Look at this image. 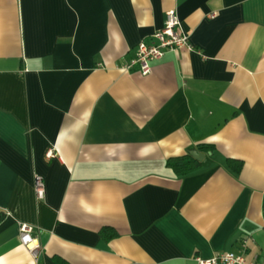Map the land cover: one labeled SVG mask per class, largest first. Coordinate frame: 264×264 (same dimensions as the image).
Instances as JSON below:
<instances>
[{
  "label": "crops",
  "instance_id": "0c3cea01",
  "mask_svg": "<svg viewBox=\"0 0 264 264\" xmlns=\"http://www.w3.org/2000/svg\"><path fill=\"white\" fill-rule=\"evenodd\" d=\"M169 10L192 49L123 69ZM243 239L264 263V0H0V264H197Z\"/></svg>",
  "mask_w": 264,
  "mask_h": 264
},
{
  "label": "built area",
  "instance_id": "2783aa9c",
  "mask_svg": "<svg viewBox=\"0 0 264 264\" xmlns=\"http://www.w3.org/2000/svg\"><path fill=\"white\" fill-rule=\"evenodd\" d=\"M181 47L191 50L192 46L188 42L187 35L181 30L180 22L173 10L165 12L163 26L151 34L149 41H140L137 45L134 58H132L123 69H128L137 65L138 69L146 74L150 70V63L160 59L167 51H176ZM46 158L52 157V149H48L45 153ZM33 189L35 196L40 199L44 196V182L40 175L35 174L33 178ZM33 227L29 224L22 223L19 226L20 243L36 257L40 249V244L32 234ZM240 251L220 252L211 257L202 258L194 256L197 264H264L253 260H247L243 255L246 249V240H241Z\"/></svg>",
  "mask_w": 264,
  "mask_h": 264
},
{
  "label": "trees",
  "instance_id": "16d2710c",
  "mask_svg": "<svg viewBox=\"0 0 264 264\" xmlns=\"http://www.w3.org/2000/svg\"><path fill=\"white\" fill-rule=\"evenodd\" d=\"M211 146L209 145H199V148L202 150L208 149ZM232 161L229 160V163H231ZM201 162L196 160L192 155H190L189 153H186L184 155L181 156H177V157H171L169 159H167L166 161V166L168 168H170L176 175H183V174H187L189 172H192L196 169L199 168ZM242 166V163L239 162L238 166L235 167L236 171H239L240 168ZM101 235L103 236V238L108 239L111 238L112 236L115 235V233L107 228L104 227L100 230ZM109 233V234H107Z\"/></svg>",
  "mask_w": 264,
  "mask_h": 264
},
{
  "label": "water",
  "instance_id": "95a60500",
  "mask_svg": "<svg viewBox=\"0 0 264 264\" xmlns=\"http://www.w3.org/2000/svg\"><path fill=\"white\" fill-rule=\"evenodd\" d=\"M189 154L192 155L198 161H202L205 157L203 153H201L200 151L196 149L190 150Z\"/></svg>",
  "mask_w": 264,
  "mask_h": 264
}]
</instances>
